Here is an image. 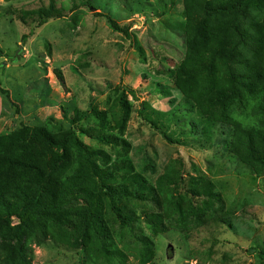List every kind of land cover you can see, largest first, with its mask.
Returning <instances> with one entry per match:
<instances>
[{"label": "rangeland", "instance_id": "374dc122", "mask_svg": "<svg viewBox=\"0 0 264 264\" xmlns=\"http://www.w3.org/2000/svg\"><path fill=\"white\" fill-rule=\"evenodd\" d=\"M204 2L0 0V77L8 90L0 89V136L24 128L45 127L57 136L75 129L107 155L99 162L111 172L101 208L108 228L103 246L96 232L83 229L88 201L72 194L68 176L77 168L76 152L69 148L54 163L52 152L38 150L55 181L41 222L21 244L0 236V252L24 246L33 250V264H264V178L248 155L247 133L240 134L245 128L264 133L258 107L264 11L251 23L257 31L246 39L248 54L231 61L228 74L211 76L206 68L186 70L188 59L196 62L206 44L224 37V26L241 19L211 17ZM52 3L57 16L24 43ZM201 28L206 39L195 41ZM232 71L240 77L238 89L231 86ZM220 83L228 97H219ZM122 93L131 107L124 128ZM219 100L232 102L225 107ZM78 112L84 117L73 125ZM87 128L116 136L118 145L91 138ZM257 144L264 146L260 137ZM147 215L163 230H153ZM143 237L152 242L151 257Z\"/></svg>", "mask_w": 264, "mask_h": 264}, {"label": "trees", "instance_id": "16d2710c", "mask_svg": "<svg viewBox=\"0 0 264 264\" xmlns=\"http://www.w3.org/2000/svg\"><path fill=\"white\" fill-rule=\"evenodd\" d=\"M209 1L205 0L202 5V9L207 15L225 18L238 16L241 21L224 26V37L216 38L210 46L206 44L204 46L205 53L197 58L196 62L188 59L185 69L202 71L206 68L207 74L213 76L218 73L221 77L222 72L223 75L228 74L231 61L236 60L238 62L241 56L248 54L246 39L253 37L257 31L251 23L257 17V12L264 11V0H229L227 3L212 7ZM56 16L55 5L52 3L44 17L32 26L30 33L23 36V42L28 41L35 33L36 28L43 26L48 20ZM110 23L117 30L128 33V30L122 28L117 22L111 20ZM245 24L248 28L244 31L243 26ZM201 33L202 28L198 29L195 41L206 39ZM2 66L1 62L0 70ZM56 73L58 78L63 81L62 74L59 71ZM230 75L233 80L231 86L238 89L237 84L240 82V77L233 71ZM220 84L222 89L218 92L219 97H228L229 91L224 87V83ZM0 89L8 93V90L2 87L1 77ZM219 101H222L225 107H228V104L232 102L229 100L227 104V100ZM119 102L123 118L119 123L124 128L130 116L131 107L123 93L119 97ZM258 107L264 109V96L259 101ZM83 117L84 115L78 112L73 117V125ZM83 131L103 144L118 145L119 143L116 136L103 129L87 128ZM76 132L75 129H71L61 136H57L45 127H36L32 130L19 129L13 133L0 136V236L3 239L17 240L21 244L28 232L41 222L42 207L55 181L53 175L37 155L38 150L52 152L55 163V161L59 162L66 159L69 148H72L76 152L78 160L75 172L68 176L75 187L72 194L79 195L88 201L82 220L83 229L87 226L96 232L103 246L107 243L108 228L101 217V208L103 206L104 183L110 179L111 172L102 168L99 162H106L105 157L107 155L103 151L95 150L85 144ZM246 133L249 138L248 155L251 162L257 164V175L264 178V146L260 147L257 144L258 137L264 142V133L255 128H245L240 132L242 136ZM146 219L153 230H163L162 224L156 219V216L147 215ZM141 240L145 244L146 255L151 257L153 255L152 242L147 237H143ZM0 264H33V250H26L24 246L17 251L3 250L0 252Z\"/></svg>", "mask_w": 264, "mask_h": 264}]
</instances>
